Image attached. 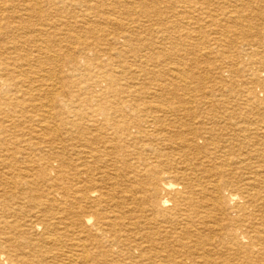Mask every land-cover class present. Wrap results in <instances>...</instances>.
<instances>
[{
  "label": "bare ground",
  "instance_id": "bare-ground-1",
  "mask_svg": "<svg viewBox=\"0 0 264 264\" xmlns=\"http://www.w3.org/2000/svg\"><path fill=\"white\" fill-rule=\"evenodd\" d=\"M250 3L215 20L240 42L241 66L213 72L235 101L127 112L65 111L68 78L86 80L80 64L155 62L147 0H0V264H264V0ZM195 74L170 77L205 81ZM118 92L117 105L141 93ZM16 111L38 116L30 139Z\"/></svg>",
  "mask_w": 264,
  "mask_h": 264
},
{
  "label": "rangeland",
  "instance_id": "rangeland-1",
  "mask_svg": "<svg viewBox=\"0 0 264 264\" xmlns=\"http://www.w3.org/2000/svg\"><path fill=\"white\" fill-rule=\"evenodd\" d=\"M147 1L149 7L148 39L149 44L153 47L146 51V56L150 59H156V61L150 62L144 58H129L130 60L127 63L119 62L111 65L105 63L80 64L76 69L80 70L82 75H86V80L81 79V83H76V85L75 82L77 78L79 79V76L76 78H68L69 87L66 99L68 102L70 101V104L65 111H117V108L120 109V107V111L127 112L174 111L175 107L179 105H181V109H184V111H205V105L198 102L201 98L204 101L212 99L214 104H219L222 101H235L224 91V86H220L221 82L225 81L224 85L228 83L227 74L223 72L220 76L213 72L215 67L227 69L233 66L236 69L241 66V60H239L240 42L237 39L236 33H227L222 37L216 28L217 23L215 20L224 23V25H229V19L238 16L237 11L240 10V7H242V5H245V7L250 5V1L253 0ZM246 9L249 10L248 8ZM218 15L220 17H218ZM66 18L69 19L68 15ZM35 20V17L29 18V26L34 25L37 27L38 23H36ZM160 21H162V23ZM162 38L164 40H162ZM231 39L236 46L234 50L231 49L232 51H228V49L223 51V53H226V57L223 58L219 55L223 49L217 48L216 45H225L226 42H229ZM172 43L176 45L175 49L170 48V44ZM103 48L104 47L100 45L99 52H115L107 51L108 49ZM153 48L155 50H153ZM159 48L162 50H158ZM158 52L171 55L162 58ZM127 56L131 57V54ZM180 57H183L184 62L178 60ZM194 57H201V64H199L197 68L187 63V60ZM236 57H238V59H235ZM231 59L236 60V63H232ZM183 69L187 72L189 70L196 72V76L202 74L201 77H203L206 75L204 77L206 79L205 81L189 79L181 83L170 77L173 71L179 72L181 70L183 71ZM64 70L65 75H68V69L65 68ZM234 78L232 82L237 84V78L235 76ZM111 79L115 80L113 88L110 87ZM163 83L167 85L166 92L160 91L159 85ZM130 87L139 89L141 93L138 97H129L128 100L130 104L122 103L117 105L118 100L121 101V98H124V96L118 94V91L123 92ZM72 101H74V103H72ZM132 105H137L138 110H134ZM158 105L161 106L158 107ZM110 106H112V108ZM24 114L25 116L20 118L16 111L9 116L13 118L14 126L17 127L16 130L19 131V135H24V138L27 140L34 135L32 134V130L36 131V129L40 128L38 127V116L36 113L29 111ZM141 116L145 115L143 114ZM27 118H33V122H27ZM13 136L9 133L8 138L15 140L16 136ZM133 162L135 161L133 160ZM61 188L62 186L58 187L59 193L62 191ZM104 188H106V191L109 193L111 187L105 184ZM39 233H41L40 230L37 231V234Z\"/></svg>",
  "mask_w": 264,
  "mask_h": 264
}]
</instances>
